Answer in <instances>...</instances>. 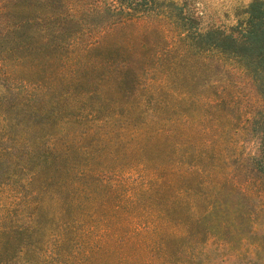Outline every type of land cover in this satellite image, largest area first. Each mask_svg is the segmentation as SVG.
Instances as JSON below:
<instances>
[{
  "label": "rangeland",
  "instance_id": "rangeland-1",
  "mask_svg": "<svg viewBox=\"0 0 264 264\" xmlns=\"http://www.w3.org/2000/svg\"><path fill=\"white\" fill-rule=\"evenodd\" d=\"M94 1L68 0L66 7L73 9L75 19L83 20L86 27L102 20L90 14L88 7ZM170 1L184 4L185 13L200 28L228 30L237 25V12L253 0ZM166 24L169 26L167 21ZM161 29L172 41L173 29ZM127 39L135 44L137 56L127 54L126 60L137 63L139 68H142L140 63L151 60L153 66L154 41H159V36L155 37L153 32L146 37L142 34L140 39L133 35ZM91 42L89 36L83 37L80 44L68 51V57H58L48 71L43 54L27 58L9 85L20 88L17 94L21 96L29 92L40 94L31 88L28 80L45 81L50 88L47 92H55L56 96L67 91L81 94L91 79L88 76L74 88L56 81L66 58L77 56ZM110 43L114 44L115 39ZM114 53V50L106 52V59L113 58ZM190 62L198 78L204 72L211 80L206 86L207 82L198 83L197 95L184 94L181 84L186 76L181 69L172 77L174 87L154 82V72L141 80L130 75L124 79L129 97L122 116H116L119 112L116 104H109L105 114L110 118L103 123L76 121L69 126L61 124L63 127L56 131L57 135L64 132L58 135L63 158L49 190H56L55 186L62 183L68 190L74 189L75 183L87 188L72 196L77 200L72 213L80 222L98 226L95 240L106 229L116 237L113 241L108 239L112 251L101 255L96 264H154V223L160 208H170L175 222L195 220L201 214L206 216L200 226L201 240L171 242L183 260L192 254L200 264H264V95L260 84L240 62L217 52ZM31 68L36 69L34 78L29 74ZM155 78H161L159 73H155ZM107 91L109 94L117 91L116 84L109 83ZM5 97L7 92L0 89V99ZM66 105L74 104L69 101ZM184 126L189 130L185 137L188 145L179 131ZM168 129H173V134ZM13 133L20 135L24 131ZM203 141H208L207 144L214 141L213 149L202 153V161L205 176L211 174L216 187L205 185L200 196H179L186 186L196 183L177 173L172 187L159 188L169 179V172L164 170L178 169L183 173L191 169L178 160ZM84 170L89 171L88 177L79 180L76 172ZM46 204V212L56 227L58 219H62L60 210L49 200ZM212 204L215 210L211 215L217 220L214 234L210 233L212 216L208 215ZM121 240L127 243L121 246Z\"/></svg>",
  "mask_w": 264,
  "mask_h": 264
},
{
  "label": "trees",
  "instance_id": "trees-1",
  "mask_svg": "<svg viewBox=\"0 0 264 264\" xmlns=\"http://www.w3.org/2000/svg\"><path fill=\"white\" fill-rule=\"evenodd\" d=\"M67 1L0 0V89L7 92V97L0 99V264H96L101 255L112 251L107 244L108 239H116L113 233L106 229L95 240L98 226H88L72 213L77 206L72 196L87 188L75 183L74 189L66 190L62 183L55 186L56 190L49 189L63 158L58 135L64 132L59 131L57 135V129L63 127L61 124L69 126L76 121L103 123L110 118L105 114L109 104H116L119 111L116 116H122L129 97L125 90L126 77L131 75L141 80L154 72V82H159L160 86H176L172 77L181 69L186 76L181 84L184 94L193 97L199 91L200 81L207 82L206 86L211 80L204 72L198 78L189 66L190 61L217 52L240 62L259 82L264 95V0H253L241 8L237 12V25L228 30L200 28L194 18L185 13L184 4L170 0H95L88 7L90 14L102 20L85 27L83 20L75 19L74 10L66 7ZM143 21L147 24L143 25ZM161 27L173 29L172 41ZM153 32L160 38L154 41V67L150 65L151 60L140 63L142 68L126 60L127 54L137 56L135 44L129 43L128 36L140 39L142 34L146 37ZM86 36L92 42L77 56L66 58L56 81L74 88L91 78L81 94L67 91L56 96L55 92H47L50 88L45 81L28 80L31 88L40 94L29 92L21 96L17 94L20 88L9 85L11 77L27 58L43 54L48 71L58 57H68V51ZM114 39L115 43L111 44ZM112 50L116 54L107 60L105 53ZM35 72V68L29 70L33 78ZM155 73L161 78H155ZM111 82L116 84L117 91L109 94ZM69 101L74 105H66ZM179 129L184 144L188 145L185 138L188 128ZM14 130L24 133L17 135ZM207 142L198 143L193 151L178 160L190 170L183 173L178 169L164 170L169 172V179L159 188L172 187L177 173L186 181L196 183L186 186L179 196H200L205 185L216 187L213 176L210 174L207 178L203 168L202 153L212 150L214 143ZM176 166L174 168H178ZM88 174V170L77 171L76 177L82 180ZM206 178L208 180H204ZM217 197L218 194L215 199ZM46 200L60 210L62 219H58L56 227L46 212ZM211 207L208 215L212 216L210 233L214 234L217 220L211 215L214 204ZM205 217L201 214L195 220L175 222L170 208H160L154 223V264H200L192 254L183 260L171 242L189 238L201 240L200 226ZM126 243L121 240L120 245Z\"/></svg>",
  "mask_w": 264,
  "mask_h": 264
}]
</instances>
